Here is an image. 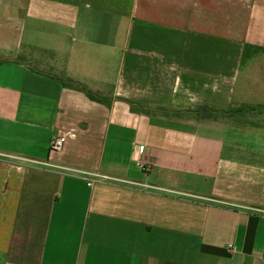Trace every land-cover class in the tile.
<instances>
[{"label": "crops", "instance_id": "obj_1", "mask_svg": "<svg viewBox=\"0 0 264 264\" xmlns=\"http://www.w3.org/2000/svg\"><path fill=\"white\" fill-rule=\"evenodd\" d=\"M0 264H264V0H0Z\"/></svg>", "mask_w": 264, "mask_h": 264}, {"label": "trees", "instance_id": "obj_2", "mask_svg": "<svg viewBox=\"0 0 264 264\" xmlns=\"http://www.w3.org/2000/svg\"><path fill=\"white\" fill-rule=\"evenodd\" d=\"M54 78V77H53ZM57 80V79H56ZM59 81V80H58ZM71 85L73 86L74 89L82 92L89 100L93 101V102H97V103H101L103 101H105L104 98H102V96H100L97 93H94L92 91H90L89 89H87L85 86L79 84V83H75V82H70ZM135 107L142 109V107L137 106L135 104H133ZM243 109H248V107H243L242 109L240 108V110L242 111ZM143 111H148L147 108H143ZM156 112H160V113H165L167 112L166 109H156ZM190 113L193 114V116H197V117H201V118H205V119H216V115L217 114H221V113H226L220 110H214L210 107H206V106H198V107H194L191 110H188Z\"/></svg>", "mask_w": 264, "mask_h": 264}, {"label": "built area", "instance_id": "obj_3", "mask_svg": "<svg viewBox=\"0 0 264 264\" xmlns=\"http://www.w3.org/2000/svg\"><path fill=\"white\" fill-rule=\"evenodd\" d=\"M66 137L67 136H61V137H58V138H55L54 140H52L50 142V150L51 151H60L66 141ZM45 166H49L47 164H44ZM137 167L140 169L141 172H144V173H147L150 168L149 166L147 165H144L143 163H138L137 164ZM82 175H84V177H92V179H85L87 180V187H90L95 180L101 178L99 175L97 174H89V173H81Z\"/></svg>", "mask_w": 264, "mask_h": 264}]
</instances>
